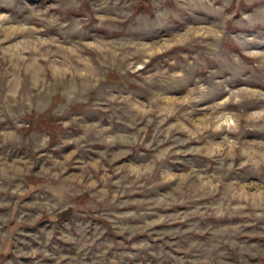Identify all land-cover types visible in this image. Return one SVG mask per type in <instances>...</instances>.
Wrapping results in <instances>:
<instances>
[{
    "label": "rangeland",
    "instance_id": "rangeland-1",
    "mask_svg": "<svg viewBox=\"0 0 264 264\" xmlns=\"http://www.w3.org/2000/svg\"><path fill=\"white\" fill-rule=\"evenodd\" d=\"M139 1L87 0L86 11L71 13L85 25L83 33L69 36L62 24L70 13L49 7L61 0H0V48L9 49L0 52V103L19 101L20 94L25 101L12 104L14 122L7 113L0 119V132L23 138L0 149L6 169L0 174V203L6 205L0 207V264H201L212 252V235L227 241L228 264H238L237 253L247 264H264V28L234 25L264 0H198L194 14L222 29L224 39L217 44L212 37L197 42L160 34L154 47L137 51L131 45L142 43L139 30L128 27L135 17L144 13L146 22L162 4L173 22L189 15L172 0H144L146 10L136 9ZM125 13L132 15L125 19ZM97 15L107 19L97 21ZM258 16L264 19V11ZM242 31L247 36L234 35ZM92 41L106 51L84 47ZM217 47L236 54L230 57L236 70L226 80L219 79L217 64L229 58L216 54ZM41 54L47 58L38 59ZM177 70L184 75L171 86L160 80L163 93L145 79ZM41 79L47 85L42 93L26 88ZM201 86L210 89L211 102L228 101L217 111L237 114V132L208 127L209 100L184 102ZM236 97L240 103L233 104ZM145 105L153 112L141 115ZM110 134L117 143L100 142ZM45 136L47 147L34 152ZM133 137L143 143L131 145ZM158 146L172 149L164 161L172 170L168 182L123 179L121 169L147 167ZM215 153L225 154L223 166ZM244 159L252 162L240 167ZM61 169L63 183L48 179ZM185 184L203 191L173 199ZM17 187L23 195L14 194ZM57 200L64 202L49 212ZM193 241L200 243L189 250ZM217 262L225 264L223 257Z\"/></svg>",
    "mask_w": 264,
    "mask_h": 264
},
{
    "label": "clouds",
    "instance_id": "clouds-1",
    "mask_svg": "<svg viewBox=\"0 0 264 264\" xmlns=\"http://www.w3.org/2000/svg\"><path fill=\"white\" fill-rule=\"evenodd\" d=\"M87 0H61L60 4H52L49 5L51 8L61 7L64 10L68 11L70 14L65 17L64 23L62 24V28L66 30L69 36H75L77 34H82L85 25L81 22V20L76 16L72 15L71 13L74 12H81L86 11L84 8L85 3ZM172 4L175 8L183 9L189 13L187 17H178L175 22H173L172 19L168 18L166 15L168 12V9L163 4L159 7H154L151 14L147 16L146 22H141L140 17L145 16L144 13H141L140 16L135 17L131 21V23L128 25L129 29L131 30H139V37L138 39L142 41V43L137 45H131V47L137 48V51L146 50L148 48H152L155 45V40L158 35L160 34H174V33H180L183 35V37L186 40H195L197 42H200L204 40L205 38L212 37L215 42H218L222 39H224V33L222 29L217 30L213 29L206 24L202 23L200 20V17L198 15H195L197 6H198V0H172ZM261 11H264V6L258 5L257 7H254L251 12H242L239 19L234 21V25H243L244 28H255V27H262L264 28V19H261L258 16V13ZM131 13H125L124 18L127 19L130 17ZM253 18V19H250ZM4 17L0 16V20H3ZM107 17L102 15H97L96 20L103 22ZM96 27H99V25H95ZM21 30L23 31H29V28L27 25H23ZM232 34H230L231 36ZM235 36H241L245 35L247 36L246 32H237L234 34ZM255 37L249 36L248 39H254ZM0 44H3V40H0ZM175 46V45H172ZM21 51L28 50L21 44L20 46ZM85 48L92 49L98 52L103 53L106 51V47L98 43L96 41L89 42L84 45ZM165 49L168 47V45L161 46ZM9 49H3L0 48V52H7ZM216 54L227 57L229 59L224 60L223 62L217 64V70L221 73H223L222 77L219 79L226 80L228 77L236 70V63L235 61H230V57L236 55L235 53L230 52V50H225L223 52L219 51V48L217 47L214 49ZM55 56V54H53ZM47 58V54H41V56L38 59H44ZM21 60H28V57L21 56ZM146 62V61H145ZM52 63H59L57 60H53ZM66 63V61H65ZM14 67L17 69L22 68L23 66L21 64H14ZM139 67H142L139 66ZM25 73L29 71L28 68H24ZM64 71L67 73L69 72V68H65ZM80 75H85L84 73H80ZM184 73L177 70L173 73H156L153 76H147L145 79L147 80L148 84L150 85L151 89H154L156 92L163 93L165 91V86H162L160 83V80H167L168 86H171L174 82L180 80L183 77ZM157 77L160 79L158 80ZM27 80V76L25 77ZM47 85L44 84L43 79L40 81H33L30 84H26V88L29 90L35 89L37 94L42 93L44 91V87ZM21 99L19 101L15 100V97L12 98L7 104L0 103V119L5 118V113H7V117L12 118L13 122L16 119V114L11 111V106L13 103H21L23 104L24 101V94H20ZM211 92L210 89L204 88L201 86L199 89V94L195 97H186L184 102H188L190 99H206L209 100L210 106L213 109V114L210 115L207 119L209 121L208 127L213 132H219L222 130H227L228 132H237L239 130L240 125V118L237 116V114L230 109H225L223 111H217L219 109H222L224 104H226L228 101L223 100L219 103H213L211 102ZM154 103V102H153ZM233 104L240 103V100L238 97L232 99ZM30 110V109H27ZM158 110V109H157ZM153 112V107L145 105L144 110L141 112V115H147L149 113ZM264 115V111L261 113ZM67 126V125H65ZM177 128V130H184L188 131L187 128H183L180 125L174 126ZM260 130L264 131V125L260 126ZM105 133H110V129H104ZM146 132V129L143 130ZM191 135V134H190ZM23 138L18 135L16 132H0V149H3L4 151H7L8 149L5 147L6 145H13L20 144L22 142ZM50 140V137L45 136L44 142L41 143L39 146L33 145L32 150L34 152H39L42 148L47 147V143ZM71 142V141H70ZM103 144L111 146L112 144H115L118 142V138L114 134L106 135L101 139L100 141ZM188 141H178L177 144L180 143H187ZM131 145H135L136 143H143L142 138H131L130 139ZM145 147L151 148V144L145 145ZM155 151V156L152 160V163L144 168H130V169H121L120 171H123L125 173L123 179L127 180L129 184H140L143 183H152V182H158V183H166L168 180L172 177V170L168 167L164 161L167 159L168 154L171 153L172 149H164L163 151L159 150V146ZM191 151V150H190ZM178 154V153H177ZM241 156H247V153H244L241 151ZM215 156L219 158V162L221 166H223V158L224 153H215ZM71 154L69 157H66L67 159H70ZM3 157L0 156V160H2ZM234 159V155H233ZM252 161L248 159L242 160L240 163V167H244L246 164L250 163ZM232 165H230L231 167ZM63 169H61L60 173L52 172V174L48 177L50 180H55L59 183H63L60 181V174L62 173ZM0 174H6V169L3 166H0ZM43 174V169L41 170V173H38V175ZM203 191L202 189H198L194 187L192 184H185L182 186H178L176 189V192L173 193V199H183L185 197H196L200 194V192ZM14 194H20L23 195L24 193L20 191V187H17ZM207 194V193H205ZM167 199V198H165ZM227 199V197H225ZM64 201L63 200H57V203L48 207V211L51 212L55 210L56 207L60 206ZM6 205L0 203V207H5ZM38 206V205H33ZM243 206V205H241ZM209 240H212L214 242V246L212 247V252L203 256L201 260V264H218L217 257H223L225 260V264H228V257L230 253L228 252L227 248H224V244L227 243L226 240H223L220 238L219 235H212L208 237ZM198 241H193L192 244L189 245V250H191V247L199 244ZM253 255H262L261 253H254ZM238 257V264H247V261L244 259L242 255L232 254L233 260H237Z\"/></svg>",
    "mask_w": 264,
    "mask_h": 264
},
{
    "label": "trees",
    "instance_id": "trees-1",
    "mask_svg": "<svg viewBox=\"0 0 264 264\" xmlns=\"http://www.w3.org/2000/svg\"><path fill=\"white\" fill-rule=\"evenodd\" d=\"M149 5V3H147V1L144 0H140L136 6V9L138 10H146L147 6ZM51 130V128H49V131ZM51 132V131H50ZM52 133V132H51ZM31 176V175H30ZM32 182V181H30Z\"/></svg>",
    "mask_w": 264,
    "mask_h": 264
}]
</instances>
